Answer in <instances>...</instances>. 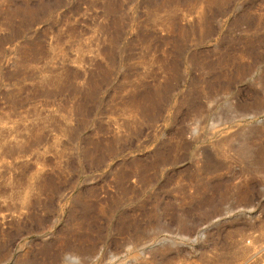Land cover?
Returning <instances> with one entry per match:
<instances>
[{
  "label": "rangeland",
  "instance_id": "obj_1",
  "mask_svg": "<svg viewBox=\"0 0 264 264\" xmlns=\"http://www.w3.org/2000/svg\"><path fill=\"white\" fill-rule=\"evenodd\" d=\"M0 264H264V0H0Z\"/></svg>",
  "mask_w": 264,
  "mask_h": 264
}]
</instances>
